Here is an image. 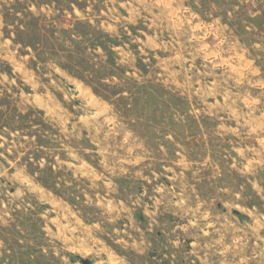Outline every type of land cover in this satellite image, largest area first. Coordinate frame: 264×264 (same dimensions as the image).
<instances>
[{
	"label": "rangeland",
	"instance_id": "1",
	"mask_svg": "<svg viewBox=\"0 0 264 264\" xmlns=\"http://www.w3.org/2000/svg\"><path fill=\"white\" fill-rule=\"evenodd\" d=\"M0 264H264V0H0Z\"/></svg>",
	"mask_w": 264,
	"mask_h": 264
}]
</instances>
